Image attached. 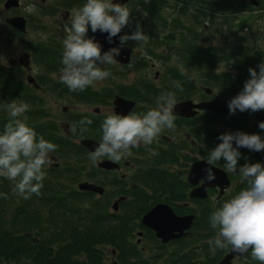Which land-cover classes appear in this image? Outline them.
<instances>
[{
	"label": "rangeland",
	"instance_id": "rangeland-1",
	"mask_svg": "<svg viewBox=\"0 0 264 264\" xmlns=\"http://www.w3.org/2000/svg\"><path fill=\"white\" fill-rule=\"evenodd\" d=\"M5 1L0 0V69H4V71L11 67V58L18 57L24 60L25 50H29L33 43L37 44L38 50H43L38 54V56L42 57V61L39 60L41 64H43V60L50 57L46 56V53H50V51H46L47 46L56 44L55 46L60 47V50L63 49L62 41L66 34L65 25H70L71 12L86 2V0H20L18 8L7 10L4 7ZM149 1L119 0L116 2V0H113V3L126 5L130 10L129 23L122 30H125L126 34L130 35L135 31L136 25L139 24L149 39L147 43L136 44L132 40L127 42L126 45L133 48L130 63L102 65V68L111 73L105 80L95 82L94 85L88 86L83 91H74L73 93L64 83L60 84L59 70L62 67L60 62L56 66L57 71L50 72L46 71L49 70L48 67H53L54 59H48V65L46 64L43 67L40 66L38 60H35L34 63L32 62L34 68L32 74L37 77L39 82L46 84L45 82L48 81V85L43 86L40 90L27 87L25 89L32 93L31 97H27L22 93L11 101L26 103L29 106L28 109L40 107L44 110V115L38 120L43 121L42 123L44 124L48 122V131L43 129L45 127H42L35 120L27 119L29 116L26 112L19 119L32 127L37 135H42L46 140L57 145L56 151L49 154L52 163L44 165V171L46 178L55 177V181L60 183L56 187L57 193L55 190L54 194L46 192L38 196L32 195L31 198H35L34 200L41 198L45 202L50 201L55 195L59 198H66L70 194L69 192L78 190V184L83 181L103 185L106 187L107 192L104 194L90 192L92 194L90 196L91 202L85 203V206L100 203V206L107 208L109 213L114 215V218L123 217L124 221L121 222L127 225L128 248L136 250L140 260H144L147 264H212L213 261L210 260L213 259V256H210V260H208L209 251L207 245L209 244L207 241L215 236L216 231L214 229L208 227V231L205 230L203 235L197 233L194 235L195 237L191 236V238H187L181 244L164 245L156 238L153 231L143 228L141 218L158 201L171 203V201L186 199L185 183L187 185V176L192 163L206 158L208 151L221 142L218 137L222 133L236 131H243L249 134L256 133L252 129L253 127L259 128L254 117L255 112L250 110L239 112L236 118H230V116L222 119L206 118L208 127L205 129V141H202L201 138L192 140L191 136L190 143L186 144V149L180 151L179 157L164 156L160 164L162 168L169 169L170 175H159L156 179L152 177L150 179L145 178L143 181L144 187H142L141 183L133 185L132 176L135 173L136 166L144 165L143 160H146L147 156L152 152L150 145H144L143 148H133L131 155L123 157L124 161L132 162L135 167H127L120 171L112 172L99 171L98 169L96 171L97 163L93 164L91 162L88 157L89 151L81 145V141L90 135V126H93L97 121H103V119L97 120V115H95L96 107H100L102 114H114L112 103L106 102L105 99L110 97L112 99L116 94L134 99L138 105L153 108L155 107L156 98L162 92L167 91L164 89H168L172 84H179L180 78H182L188 79L186 81L189 85L187 87L188 91H184L183 95L176 94V100L189 96H192L191 98L194 100H200L204 98L202 95L207 89H209L210 98L219 100L233 98L234 96L225 94L223 90L228 80V76L224 75L238 73L237 68H235L237 59L247 62L251 59H247L245 56L251 54V52H259L261 55L257 57H264V0H191L190 5L188 0H158L157 3L160 5L156 14L150 10ZM177 1H183L182 12L175 9ZM201 2L203 3L202 11L196 12L192 7L195 5L200 6ZM28 5H34L36 11L31 14L25 13L24 8ZM180 5L181 2L178 6ZM13 15H22L29 20L25 34L12 29L5 22L7 16ZM173 16H177L178 19L169 26V21H171ZM211 20H213V23ZM91 34L92 30L89 26L88 36L91 37ZM183 34L186 35L183 38L185 42L180 41ZM190 40L199 45H213L219 50L218 56L213 61L214 65L209 69L210 75H204L203 72L205 70L201 71L199 62L191 63V60L187 57L191 63L188 65L182 59V49L188 46L186 42ZM179 49L180 51H178ZM62 53L61 50L55 56L59 61H61ZM225 53L229 54L226 57L231 58L230 60H224ZM193 54L194 52L191 53V55ZM59 65L61 67L58 68ZM181 68L184 69L187 75H181ZM243 71H245L244 68ZM22 72L24 73L25 70ZM157 72L159 73L158 75H156ZM215 74H219L222 77L215 79ZM2 75L3 72H0V79H2ZM27 75V72H25L16 81V85L24 88L23 81L27 83ZM214 81H217L216 87L213 85ZM51 85H57L58 92L50 87ZM66 93H76L78 97H69ZM1 97L0 125L4 128V125L10 119L6 105L11 101H3ZM64 107L66 108L65 110ZM147 110L139 107L134 112L142 113ZM82 119H91L92 123L85 125L87 131L81 134L79 121ZM72 125L77 126L76 133L70 131V126ZM167 130L165 128L154 142L161 139V136L168 132ZM54 131L55 133H52ZM259 131H262V129L259 128ZM100 135H102L101 131ZM144 149L146 150L145 152L148 149L150 150L147 154H144L142 153ZM239 151L241 156L238 160V165H242L239 164L241 158L250 157H247L246 150ZM136 155L142 157V159L132 157ZM260 155L258 158L251 157V163L260 162L264 164V153ZM124 161L123 164H125ZM246 162L245 159L244 163ZM174 173L183 181H178L171 185L169 182L173 179ZM231 175L235 178L236 183L239 182V191L247 186L246 181L242 179L240 174L235 176V173H232ZM115 178L123 179L119 186H113L111 183ZM4 179L6 178L0 177V181L3 182L0 184L2 187H6ZM125 187L127 190L124 189ZM153 191H161V194L156 195ZM170 191L175 192L171 194ZM186 191H188V188ZM121 193L129 195L130 199L126 202L127 204H119L118 214L114 213L112 204L117 201L116 199ZM16 199L17 197L15 196L13 201L11 200V204L8 203L10 205L5 210L7 211L6 216H9V214L13 215L16 208ZM207 202L192 200L191 211L196 212L198 215L195 227L197 221L201 222L196 229H193V233H196L201 227L202 229L206 227V221H202L200 218L201 210ZM218 203L215 202L214 205L219 207ZM211 209L214 210L213 207ZM181 210L185 209L181 208ZM43 214L46 220L48 218L47 211H43ZM7 226L9 227L10 224H7ZM139 230H145L142 238L138 235ZM47 231V225L45 224L40 227H32L29 229V235H32L30 239L36 234L42 237ZM139 238L142 239L141 244L137 243ZM142 244L146 250H142ZM100 247L103 250V253L101 252L103 254V264H111L112 259L115 258L112 255L113 246L102 245ZM228 249H217L216 254H223V251ZM183 252L187 253L183 254ZM250 253L251 251L247 254L249 255ZM121 254L122 251L118 250V255ZM77 257L83 260L85 254ZM238 259L243 258H235L232 264H237L240 261ZM0 264L14 263L0 260Z\"/></svg>",
	"mask_w": 264,
	"mask_h": 264
},
{
	"label": "clouds",
	"instance_id": "clouds-1",
	"mask_svg": "<svg viewBox=\"0 0 264 264\" xmlns=\"http://www.w3.org/2000/svg\"><path fill=\"white\" fill-rule=\"evenodd\" d=\"M34 5H28L24 12H35ZM130 10L126 5L113 3V0H86L70 15V25H65V36L62 41L63 53L59 79L71 91H83L95 82L105 80L111 75L102 65H115L121 48L129 40L136 44L147 43L149 37L139 24L130 35L119 36L120 46L111 47L102 53L101 45L93 37L88 36L89 26L93 33H107L112 41L129 23ZM259 72L249 68L250 78L243 89L228 102L230 113L237 110L264 111V62L259 65ZM181 74L187 75L183 68ZM177 88L180 85L176 84ZM182 90V89H181ZM177 104L173 91L162 92L155 101V107L146 112L128 114H108L101 123V139L95 150L88 154L93 164L108 158L119 162L123 157L131 155L133 148L142 144L151 145L165 129L175 128L176 116L174 106ZM26 103L15 100L6 105L10 119L0 132V177L12 184V194L27 200L32 195H40L45 178L44 165L51 164L49 154L57 149V145L38 136L35 130L19 119L27 110ZM91 119L79 121V131H87ZM264 130V121L259 122ZM72 133L77 126H70ZM217 146L208 151L204 169L206 179H215L213 166L223 160L224 169L229 173L239 172L247 186L230 199L225 200L209 216V223L216 231L215 236L207 243L212 255L217 249H227L243 254L251 250L254 260L264 264V164L260 162L238 165L240 147L253 151H264V139L258 133L243 131L222 133ZM235 143V147L233 144ZM7 199V193H0Z\"/></svg>",
	"mask_w": 264,
	"mask_h": 264
},
{
	"label": "trees",
	"instance_id": "trees-1",
	"mask_svg": "<svg viewBox=\"0 0 264 264\" xmlns=\"http://www.w3.org/2000/svg\"><path fill=\"white\" fill-rule=\"evenodd\" d=\"M157 2L158 0L149 1L150 10L154 13L159 10L160 4ZM177 2L179 5L181 1ZM202 7L203 3L201 2L200 6L195 5L192 8L201 12ZM211 21L213 23V20ZM193 45L191 51L196 55L193 63L199 62V68L206 70L210 75L209 69L214 65L213 61L218 56L219 50L213 45ZM260 55L259 52L247 54L245 57L251 59L247 62L237 59L235 68H237L238 73L224 75L228 76V80L223 87L225 94L236 96L243 89L245 81L250 78L249 68H255L259 72L258 65L264 62L263 56L257 57ZM226 56L228 57L229 54L225 53V61L231 59ZM243 68L245 71H243ZM0 72H3L2 79H0V88L7 91L14 88V81L16 80H13L10 76L11 72L9 70L4 71V69H0ZM221 77L219 74L214 76L215 79ZM261 137L264 139L263 136ZM56 179L58 178L56 177ZM5 181L6 187L0 185V193L8 194L7 199L0 197V260L14 264H103V254H101L103 250L100 246L111 245L117 251H122V254L119 255L120 263L147 264L144 260H140L136 250L128 248L127 225L121 222L124 221L123 217L114 218V215L110 214L104 206H100V203L85 206V203L91 202L90 196L92 194L90 192L76 190L69 192L70 194L66 198H59L55 195L48 202L41 198L39 200H34L35 198L25 200L20 196L13 195L11 182L7 179H4ZM2 183L0 181V184ZM42 183L40 194L46 192L54 194L60 182L55 181V177H45ZM238 192L239 190L236 191V193ZM15 196L17 197L15 211L13 215L6 216L7 211L5 210ZM224 201L218 200L217 203H223ZM220 203H218V206L221 205ZM213 205L214 203L207 202L205 207L202 208L200 219L206 221V227L204 229L201 227L200 230L192 234V237H195L193 235L197 233L203 235L205 230L208 231V227L211 229L209 216L213 211L211 209ZM45 210L48 213L46 220L43 214ZM7 224H10V226L8 227ZM43 224L47 225L48 231L42 237L36 234L30 239L32 235H29V229L43 226ZM200 224L201 222L197 221L196 227ZM204 236L207 237L208 235ZM207 248L209 251L210 246L207 245ZM225 252L227 250H224L223 254ZM186 253L183 252V254ZM81 254H85L83 260L77 257ZM223 254L212 255L209 251L208 260H210V256H213L210 261L215 264ZM246 255L235 257L243 258L238 259L240 261L237 264H260L259 261L252 258L251 253Z\"/></svg>",
	"mask_w": 264,
	"mask_h": 264
},
{
	"label": "flooded vegetation",
	"instance_id": "flooded-vegetation-1",
	"mask_svg": "<svg viewBox=\"0 0 264 264\" xmlns=\"http://www.w3.org/2000/svg\"><path fill=\"white\" fill-rule=\"evenodd\" d=\"M177 3L178 2H176V4ZM182 4H183V1H181V5L175 7V9H177L180 12ZM189 5H190V2H189ZM177 19H178L177 16H173L171 21H169L170 22L169 26L174 21H176ZM28 23H29V20L27 19L26 30H27V27H28ZM12 29H14V28H12ZM14 30H16V29H14ZM16 31H18V30H16ZM18 32L21 33V34H25V33H22L20 31H18ZM124 34H126V31L125 30H121L120 35H124ZM119 36L117 38L118 40H119ZM185 36L186 35L183 34V36L181 37L180 41L185 42L183 40V38ZM91 37H92V34H91ZM186 43H187L186 45H188V46H186L184 49H182L181 56L183 57L182 59L185 61V64L189 65V64H191L193 62V59L196 58L195 53L193 55H191V53L193 52V51H191V48L194 46L193 44H198V43L192 42L191 40L189 42H186ZM51 44H53V43H51ZM53 45L54 46H47L46 47V51L47 52L50 51L49 54L46 53V56H50V57H47L46 60H43L44 61L43 64H41V62L39 61V60L42 59V57L38 56V54L41 53L43 50H38V46H37L36 43H33V46H30L29 50H25V52H24V60H22V58H18V57L17 58H11V62H10L11 67H9V69H7V70H9L11 72L10 76L13 78V80L17 81L19 78H21L22 75H24L25 72H27V74H28L27 75V83L23 81L24 88H20L18 85H16V81H14V88L8 89V91L5 90L4 88H0V96H2L1 99L3 101H8L9 102L12 99H14L16 96H18L19 94H22V93H24V95H26L27 97H31L32 93H30L25 88H27V87L32 88L33 87L35 90H40V89L43 88V86H47L48 85V83H47L48 81L45 82L46 84H44L42 82H39V81H37V77L32 74V72L34 70L32 62L34 63L35 60H38V63H40V66L43 67L44 65L46 66L48 59H54L55 62L52 63L53 67H48L49 70L46 71V72L57 71L56 66L59 64L60 61L58 59H56L55 56L57 54H59L61 50L63 52V49L60 50V47H56L55 46L56 44H53ZM124 47H129L131 49V54H132L133 48L131 46L124 45ZM178 51H180V49ZM131 54H130V60H131ZM187 57L191 60V63L189 62ZM130 60L127 63L118 60L117 63L128 64V63L131 62ZM59 67H61V66L59 65L58 68ZM24 70H25V72L23 73L22 71H24ZM203 73H204V75L206 74L205 72H203ZM158 74L159 73L157 72L156 75H158ZM30 77L33 79L32 82L29 80ZM187 80L188 79L180 78V81H179L180 88H177L175 84H172V85H170L171 87H169L168 89H164V88L163 89L167 90V91H173V92H175V95L176 94L183 95L184 91H188L187 87L189 85L186 82ZM205 81H206V79H205ZM216 83H217V81H215L213 83L214 87H216ZM60 84H62V82ZM50 87H52L53 89H55L58 92V86L57 85H54V86L51 85ZM5 91H6V94H7L8 97L6 96ZM73 93H74V91H73ZM73 93H66V95H68L69 97H72V96L78 97V95L76 93L75 94H73ZM208 93H209V89H207V91L204 93V95H202V97H204V98H202L200 100H194L193 98H191L192 96L180 98L179 100H177V104L174 106V113H173L176 116V119H175V122H174L175 123V128L168 129L167 130L168 132H165V134H163L161 136V139L153 142L150 145V148L152 149V152L150 153L149 156H147L148 158L146 160H143L144 161L143 162L144 165L140 164V165L136 166V168H135V173L132 176L133 177V185H137L136 183H141L142 187H144L143 181H144L145 178L150 179V177H152L153 179H156L157 176H159V175L169 176L170 175V171H169V169H165V168L161 167V164H160L161 160H163L164 156H168V157H172V158H174L175 156L179 157L180 156V154H179L180 151H182V149H186V144H188V142L190 143L191 136H192V140H194L195 138H201L202 141H205L204 140V138H205L204 137L205 136V129H207V127H208V122H207L206 118L210 119V118L214 117V118H221L222 119L223 117H226V116H230V118L231 117L236 118V116L238 115V113H236V112L234 114L230 113V112L214 113L213 110H211L209 108H199L197 106H192V105L190 106V105L187 104V103L190 102V103H193L195 105H198V104L207 103V102L222 101V100H219V99L210 98ZM118 98L135 101V106L129 112H134L139 107H140V109H149V106L138 105L137 101L134 100V99L127 98V97H125V95L116 94L112 99H111V97L105 99L106 102L112 103V106L114 107V111H113L114 114H122V115H124V113H122L120 111L121 109H119V105L117 103ZM65 109L66 108L64 107V110ZM100 110H101L100 107H96L95 108V115H97V120L104 119L107 116L105 114H102V112ZM43 111L44 110L41 109L40 107H32V108L28 109V111H26V113L29 116L27 119L32 120V121L35 120L37 123H40V125L42 127H45L43 129H47V131H48V126H47L48 122H46L44 124V123H42L43 121L38 120L39 118H41V116L44 115ZM40 113H42V114L40 115ZM101 123H102V121H97L95 124H93V126L89 127V129L91 131L90 135L87 136L86 138L82 139V141H81V145L82 146H83V141L85 139H92V140H94L96 142H99V140L101 139V135H100ZM258 126H259V123H258ZM3 129L4 128L0 125V132H2ZM252 129L254 130V132H256V133H258V134H260L261 136L264 137V130L259 131L258 127L257 128L253 127ZM52 133H55V131L52 132ZM233 145H234V147L236 146L235 143ZM143 147H144V145L142 144L139 148H143ZM149 150L150 149H148L147 152H145L146 150L144 149V151L142 153L147 154ZM238 150H240V149H238ZM242 150H246L245 152L247 154V157H250V158H243L242 157L241 160L239 161V164H242V165L245 162V159H246V161L248 163H251V157L258 158L259 157L258 155L264 153L263 151H261L259 153H255V152H252V151L250 152L249 150H247L245 148L242 149ZM89 152H90V150H89ZM204 156H206V155H204ZM132 157L133 158L142 159V157H139L137 155L136 156H132ZM122 159L119 162H114V163L118 164L117 166H114V167H112L110 169H107V168L101 167L99 165L100 162H104L106 160H109L108 158H104L101 161L97 162V167L95 168V170L98 169L99 171L105 170V171L114 172V171H120L123 168H127V167H130V168L135 167V165L132 162L124 161V159L123 160ZM109 161H111V160H109ZM123 161H124L125 164H123ZM202 161H206V158L194 161L192 163V165L190 166V171H189V174L187 176V185L188 186L185 183V188H186L185 189V193H186L185 198L186 199L171 201V203H168V202H165V201H158L156 204L151 206L150 209L153 208L155 205H157L159 203L168 204V205H170L173 208V210L175 211V213L177 215L185 216V215H190V214L195 213V215H196L195 219H197V217H198L197 213L191 211L192 200H202V201H209L210 200V201L217 202L218 200H220L223 197H227L228 198L231 193H234V192L239 190V188H238L240 186L238 184L239 182L236 183L235 180H234L235 178L231 175L232 173H229V172H227L224 169V162H223V160H221V161L217 162L213 167L221 169L222 171L225 172V176H226L225 178H227V183H226V181H223L221 179V186L219 184H216L214 186H209V185L206 186L207 197H203V198L202 197L201 198H199V197H191V192L194 189L203 187L204 185H206L208 183V180L206 179L205 171H202L199 168H198V170H200L199 172L201 174V177L199 178L197 183H192L189 180V176H190V173L192 171V167L194 166V164H196L197 162H202ZM238 174H239L238 171L235 172V176L238 175ZM124 176H122V177H124ZM215 179H216V177H215ZM122 180H123L122 178H118V179L115 178V179H113V181L111 183L113 184V186H119V184L122 182ZM178 181H183V180L181 178H179V176L177 174L174 173L173 179L169 182V184L172 185V184H174L175 182H178ZM211 181H213V183H218L214 179L211 180ZM241 182H243V181H241ZM187 188H188V191H186ZM124 189L127 190L126 187ZM153 192L156 195L161 194L160 193L161 191H159V192L153 191ZM174 192L175 191H170L171 194H173ZM221 192H222V194L220 195ZM129 199L130 198H128L127 200H124V201H120L119 204L120 203L122 205L123 204H127L126 202H128ZM119 204L117 206L118 208L116 209V211L114 213H118L117 210L120 209L119 208ZM181 208H184L185 210H181ZM149 210H147V211H149ZM143 228L145 230L148 229V230L152 231L147 226L143 225ZM192 229H193V227L191 229H189V230H186V233L183 236L178 237L175 240H172V241H170V242H168L166 244H181L184 240L187 239V237L191 238L192 233H193ZM144 231H140V230L138 231V235L141 238L144 235ZM141 238H139L137 240L138 244L142 243V239ZM158 240L160 241V239H158ZM160 243L163 244L161 241H160ZM152 244H155V243H152ZM166 244H164V245H166ZM141 248H142V250H146V248L143 247V244L141 245ZM115 250H112V255H114L113 252ZM117 255H118V251L116 250L115 256H114L115 258H113L112 261L114 259H116V261H118L120 263L119 255H118V258H117ZM120 264H122V263H120Z\"/></svg>",
	"mask_w": 264,
	"mask_h": 264
},
{
	"label": "water",
	"instance_id": "water-1",
	"mask_svg": "<svg viewBox=\"0 0 264 264\" xmlns=\"http://www.w3.org/2000/svg\"><path fill=\"white\" fill-rule=\"evenodd\" d=\"M119 0H116L118 2ZM126 1V0H123ZM20 6V0H7L4 4L5 9H11V8H17ZM6 22L10 24L11 26L19 29L22 32L26 31V23L27 20L25 19L24 16H13V17H7ZM107 33L100 32L99 30L96 31L95 33L92 32V37L101 45V51L102 53L104 51H107L111 47H119L120 46V41L117 39L120 33L116 36L113 37L112 41L109 42L107 39ZM130 53L131 49L129 47H122L120 51V55L116 57L117 60L122 61V62H128L130 59ZM31 82L33 79L30 77L29 79ZM230 100H225V101H213V102H207V103H202L195 105L193 103H187L188 105L192 106H197L199 108H209L213 110L215 113H221V112H230L228 108V102ZM119 105L120 111L124 114H127L134 106H135V101L131 100H126L122 98H118L117 101ZM123 110V111H122ZM239 111V110H237ZM256 118L261 122L264 121V115L262 114H256ZM98 142L92 140V139H85L83 141V145H85L90 151L95 150V147L97 146ZM246 148L247 147H240L239 149ZM249 150V149H248ZM255 153H259L261 151H253ZM99 165L101 167L110 169L114 166H117L118 164L106 160L104 162H100ZM206 167H209L205 161L202 162H197L194 164L192 167V171L189 176V180L192 183H197L199 178L201 177L200 170L204 171ZM198 168L200 170H198ZM202 168V169H201ZM204 168V169H203ZM199 173H198V172ZM213 172L215 173L216 179L218 183H213V181H209L206 185L200 188H196L191 192V197H207L206 194V186H214L216 184H219L221 186V179L223 181H226L227 183V178H225V172L222 171L221 169L214 168L213 167ZM200 174V175H199ZM205 188V189H204ZM80 189L82 190H93L95 192L103 193L104 189L102 187L96 186L94 184L84 182L80 184ZM201 191H200V190ZM118 202L114 205V207L117 209L118 207ZM195 215L190 214V215H185V216H179L175 213L173 208L168 205V204H163L159 203L155 207H153L149 212H147L143 218H142V223L151 228L152 230L155 231L157 237H159L162 242L167 243L170 240L176 239L178 237L183 236L186 232L187 229L191 228L193 222H194ZM115 254V252H114ZM234 252L231 247L228 252L224 254L222 259L218 261L215 264H231L233 258L237 256H242L244 255ZM112 264H120L118 261L114 260Z\"/></svg>",
	"mask_w": 264,
	"mask_h": 264
}]
</instances>
